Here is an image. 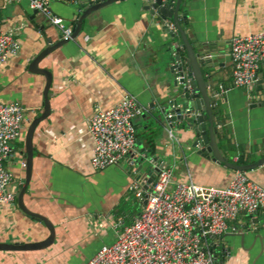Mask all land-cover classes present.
<instances>
[{"label": "crops", "instance_id": "obj_1", "mask_svg": "<svg viewBox=\"0 0 264 264\" xmlns=\"http://www.w3.org/2000/svg\"><path fill=\"white\" fill-rule=\"evenodd\" d=\"M95 1L50 0V8L73 31L82 11ZM181 3L179 24L193 53L203 60L199 68L211 92L221 157L231 164H253L264 156V68L249 93L234 87L229 41L264 30V0ZM145 6V0H118L90 13L74 38L39 63L51 74L49 113L33 132L31 174L22 202L52 224L55 236L41 250L0 251V264H85L139 212L140 204L127 189L138 178L135 168L127 161L98 172L90 166L93 140L86 121L95 108L109 110L124 95L133 96L144 108L133 121L135 152L170 168L176 181L228 185L234 170L213 160L206 144L194 147V133L183 120L174 128V138L166 133L165 114L173 101L182 105L173 65L179 54L187 73L186 51L180 35L171 36L164 29L172 22L157 20ZM0 20L2 31L12 32L20 45L18 54L0 66V102L27 110L6 164L16 194L13 204L0 208V243H38L48 231L19 209L16 198L25 178L24 137L43 107L45 78L31 71L30 64L47 46L63 39L42 14L29 8V0H0ZM245 172L264 189V163ZM239 222L243 229L229 228L222 236L229 255L219 257L217 264H264V214L250 219L241 215Z\"/></svg>", "mask_w": 264, "mask_h": 264}, {"label": "built area", "instance_id": "obj_2", "mask_svg": "<svg viewBox=\"0 0 264 264\" xmlns=\"http://www.w3.org/2000/svg\"><path fill=\"white\" fill-rule=\"evenodd\" d=\"M29 8L57 28L63 40L71 37V27L51 11L50 0H29ZM167 27L175 31L172 23ZM19 49V41L12 32L2 31L0 20V66L16 56ZM229 57L233 86L249 93L259 70L264 68V30L233 36L229 41ZM184 78V73L177 72L176 83ZM26 111L19 104L0 102V208L10 206L15 199L13 176L6 164L13 156V144L21 135ZM143 112L144 108L133 96L124 95L109 110L95 108L86 121L93 140L90 157L93 171L122 161L133 168L139 157L147 159L153 179L147 182V178H138L128 184L127 189L141 209L128 225L116 230L111 244L100 247L85 264H217L219 257L229 255L221 243L222 236L229 228L232 232L243 229L239 216L250 219L264 214V189L239 170L234 171L225 187L176 181L170 168L153 156L135 152L133 121ZM180 115L190 117L196 113L188 109L179 113L175 107L170 108L164 117L171 139Z\"/></svg>", "mask_w": 264, "mask_h": 264}, {"label": "water", "instance_id": "obj_3", "mask_svg": "<svg viewBox=\"0 0 264 264\" xmlns=\"http://www.w3.org/2000/svg\"><path fill=\"white\" fill-rule=\"evenodd\" d=\"M118 0H96L93 4L85 7L82 11L81 15L78 17L77 22L73 28L72 34L70 38H74L81 29V24L84 18H86L90 13L105 7L109 4L114 3ZM183 0H145L146 6L145 9L150 11L151 14L155 15V18L159 21H171L175 27V31L171 32L167 26H164V29L174 36L175 34H179L182 41H183V48L186 51V60L185 66L187 73H184L183 63L181 62V56L177 54L175 60L180 62V64H174L173 69L177 70V72H182L185 75L184 80H182L179 85L181 86V96H182V105L179 107L177 106V102L173 101L172 105L177 109L179 113L189 110L194 111L196 114L195 116H178L177 119L183 120L188 127L194 133V147H201L202 144H206V153L209 156L213 157V160L217 161L218 163H223L228 168L236 171H247L251 168L257 167L264 163V156L257 160L253 164L249 165H236L227 162L219 152L217 147V129L216 124L214 122V117L212 115L211 104H210V96L211 92L207 89L206 81L201 73L199 68V64H203V60H199L197 58L192 49L190 44L188 43L187 39L184 36V33L180 27L179 20H178V10L180 5L182 4ZM185 17V16H184ZM69 38V39H70ZM69 39L61 40L56 42L53 45L47 46L43 51H41L38 56L31 62L30 70L41 74L45 78V86L43 90V107L42 113L40 116L34 118L28 126L27 132L24 137V157H25V178H24V185L20 189L19 193L17 194V204L19 209L25 213L26 215L39 220L47 229L48 236L45 240L38 242V243H14V244H1L0 243V251H37L50 246L54 241V229L52 224L45 218L38 216L37 214L29 212L24 206L22 202L23 194L25 193V189L28 186L30 174H31V166H32V158H33V148H32V136L33 132L38 125V123L46 118L49 113V87L51 84V74L46 70L39 68V63L46 58L49 54H51L55 49L60 47L63 43L68 42ZM176 44L173 46V49H176ZM172 49V50H173ZM177 51V49H176ZM187 78H192L191 81H187ZM177 86V83H176ZM155 110H153V113ZM160 112V111H159ZM161 113V112H160ZM159 118V117H157ZM207 124V125H206ZM133 168H135V173L138 174V178L140 177L139 174L143 173H151L150 166L147 163L146 158H140L135 161ZM154 173V172H153ZM147 178V182H150L153 179ZM137 178V179H138Z\"/></svg>", "mask_w": 264, "mask_h": 264}]
</instances>
